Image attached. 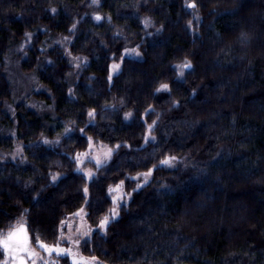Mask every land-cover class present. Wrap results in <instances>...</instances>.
<instances>
[{"label": "trees", "instance_id": "obj_1", "mask_svg": "<svg viewBox=\"0 0 264 264\" xmlns=\"http://www.w3.org/2000/svg\"><path fill=\"white\" fill-rule=\"evenodd\" d=\"M24 39L52 114L6 109ZM90 137L119 148L88 182ZM15 148L0 234L25 225L36 264H71L37 240L60 241L85 203L92 225L111 217L81 240L95 264H264V0H0V154Z\"/></svg>", "mask_w": 264, "mask_h": 264}, {"label": "rangeland", "instance_id": "obj_2", "mask_svg": "<svg viewBox=\"0 0 264 264\" xmlns=\"http://www.w3.org/2000/svg\"><path fill=\"white\" fill-rule=\"evenodd\" d=\"M50 39H51V42H49L50 45H46L45 48H48L57 41V37L55 36L50 37ZM27 43L28 40L26 41L24 39L21 42V44L16 48L13 58H11V64L9 66L8 75H9V81L12 83L14 90L16 91V94L13 102L7 103L6 109L10 114L13 115V110L16 102L23 100L24 98L25 99L28 98V102L34 105L40 111V113L45 115L46 113L50 112L52 114L51 105H47L44 102H41L31 97V93L33 91L35 92L40 89V84L38 82L36 75L34 73L23 72L19 66L20 59L24 55V48L26 47ZM121 65H122V61L115 62L111 65L110 77H112V75L116 74L120 70ZM66 127L67 126L64 125L63 129L66 130ZM46 139L47 141H49L47 137L43 138V140ZM116 148H117L116 145H111L103 141H97L90 137L87 149L85 151L76 153V159L78 157L77 170L82 172L86 176L88 182L92 181L95 177H97L99 174L102 173L103 168H105L106 164L111 159ZM16 149L17 148H15L14 150L12 149L11 151L3 152L0 155L12 157L16 159L20 157L18 156L20 154ZM109 149L112 150L110 159L105 157V153H107ZM97 158L100 160V163H97ZM89 172L93 174L92 177H89L87 175ZM145 173L146 174L140 180L146 181L150 177L152 173V169L148 170ZM117 187H118L117 185L112 186L110 190V194L114 196V192H116L118 189ZM72 215L73 213L69 214L65 221H68V218ZM73 216L76 217V219L71 221L68 227L64 231H62V233H60L59 236L60 241L51 245H58L61 248L71 249L74 253L77 254L78 260L87 261V264H95V259L92 256H88L83 252L81 247V243H82L81 240L86 234V232L91 231L95 228H98L100 230H104L105 228L101 227L100 224L101 221L97 225H92L88 221L86 203L79 210L75 211ZM107 217L110 223L111 217L110 216ZM113 217L116 216L113 215ZM34 246L32 244V247L36 251V247ZM39 248L42 250L40 244H39ZM69 258L71 260V264H73V260L71 256H69Z\"/></svg>", "mask_w": 264, "mask_h": 264}, {"label": "snow or ice", "instance_id": "obj_3", "mask_svg": "<svg viewBox=\"0 0 264 264\" xmlns=\"http://www.w3.org/2000/svg\"><path fill=\"white\" fill-rule=\"evenodd\" d=\"M191 6L194 7L195 5L193 4ZM97 19H100V17H97ZM74 27L75 25H73V28ZM183 67L191 69V62H188L186 65H183ZM168 87V85L161 86V88L163 89H168ZM92 114V112L89 113L90 116ZM128 115L130 114H126V116ZM66 131L70 130L66 129ZM45 143H47V141H45ZM116 147L119 148V145H117ZM111 152L112 150L109 149L107 153H105V157L110 159ZM97 163H100V160L98 158ZM87 175L89 177H92L93 174L89 172ZM53 179L55 180L56 177H53ZM87 191L88 189L84 188V192L87 193ZM113 215H117L115 210H113ZM108 223V217H105L100 222L102 228H106ZM31 241L32 237L28 233L27 227L25 225H20L19 227L10 230L6 235L0 234V248H2L5 253L11 257L12 264H29V258H31V264H36L38 253L32 247ZM37 242L40 244V247L43 248L49 255H51L52 253H56L57 255H69L73 260V264H87V261L78 260L77 254L74 253L71 249L61 248L58 245H48L40 240H37Z\"/></svg>", "mask_w": 264, "mask_h": 264}, {"label": "flooded vegetation", "instance_id": "obj_4", "mask_svg": "<svg viewBox=\"0 0 264 264\" xmlns=\"http://www.w3.org/2000/svg\"><path fill=\"white\" fill-rule=\"evenodd\" d=\"M31 263V258H29V264ZM12 264V263H11Z\"/></svg>", "mask_w": 264, "mask_h": 264}, {"label": "water", "instance_id": "obj_5", "mask_svg": "<svg viewBox=\"0 0 264 264\" xmlns=\"http://www.w3.org/2000/svg\"><path fill=\"white\" fill-rule=\"evenodd\" d=\"M31 264V263H30Z\"/></svg>", "mask_w": 264, "mask_h": 264}]
</instances>
